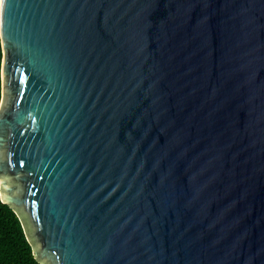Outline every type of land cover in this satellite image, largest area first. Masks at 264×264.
<instances>
[{"label": "water", "instance_id": "1", "mask_svg": "<svg viewBox=\"0 0 264 264\" xmlns=\"http://www.w3.org/2000/svg\"><path fill=\"white\" fill-rule=\"evenodd\" d=\"M0 38L40 264H264V0H4Z\"/></svg>", "mask_w": 264, "mask_h": 264}, {"label": "trees", "instance_id": "2", "mask_svg": "<svg viewBox=\"0 0 264 264\" xmlns=\"http://www.w3.org/2000/svg\"><path fill=\"white\" fill-rule=\"evenodd\" d=\"M3 53L0 38V103L2 98L1 65ZM0 264H40L34 257L17 213L0 199Z\"/></svg>", "mask_w": 264, "mask_h": 264}, {"label": "snow or ice", "instance_id": "3", "mask_svg": "<svg viewBox=\"0 0 264 264\" xmlns=\"http://www.w3.org/2000/svg\"><path fill=\"white\" fill-rule=\"evenodd\" d=\"M3 3H4V0H0V5H3Z\"/></svg>", "mask_w": 264, "mask_h": 264}]
</instances>
